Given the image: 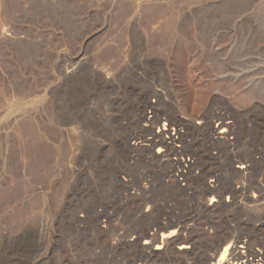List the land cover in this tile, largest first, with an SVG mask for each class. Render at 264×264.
<instances>
[{
  "label": "rangeland",
  "instance_id": "rangeland-1",
  "mask_svg": "<svg viewBox=\"0 0 264 264\" xmlns=\"http://www.w3.org/2000/svg\"><path fill=\"white\" fill-rule=\"evenodd\" d=\"M174 37L181 49L170 54ZM169 60L172 93L147 97L148 81L134 73L155 74L159 92ZM172 104L194 126L198 116L214 129L217 115L232 123V145L178 126L184 139L175 153L152 160L140 147L149 138L140 117L161 127ZM256 106L264 109V0H0V264H203L232 234L263 252V178L258 185L226 174L238 194L224 192L209 211L216 196H200L195 185L183 191L187 183L174 176L186 150L193 162L232 168L254 151L264 158L252 123L244 137L237 132ZM69 118L76 121L66 126ZM169 231L180 240L166 249L168 260L144 259L143 233ZM182 243L189 249L177 251Z\"/></svg>",
  "mask_w": 264,
  "mask_h": 264
},
{
  "label": "bare ground",
  "instance_id": "bare-ground-1",
  "mask_svg": "<svg viewBox=\"0 0 264 264\" xmlns=\"http://www.w3.org/2000/svg\"><path fill=\"white\" fill-rule=\"evenodd\" d=\"M233 32H231L230 34H231V37L233 38V40H235L237 35L235 32L234 33ZM206 34H208V32H206ZM216 34H212V35H209V37H207V39L210 40L211 45L215 42V37H217ZM199 35H201V34H199ZM205 35H202V36H205ZM138 36H140V35L138 34ZM170 37H171V35H170ZM169 40L170 41H169L168 47L170 50V54L171 53H178V51L181 49L180 42L175 37L171 38ZM208 53H210V52H208ZM213 53H214V51H213ZM210 55H213V54H210ZM215 57H217V56H215ZM212 58H214V57H212ZM214 61H213V64L215 63ZM216 61H217V59H216ZM171 62L172 61L169 60L168 63L165 65V67L161 68L159 71L160 72V78H161V80H160L161 81V85H160L161 90L159 92H157L156 89L154 88L155 87V79H156L155 74H153L149 70H142L141 74L140 73L139 74L134 73L133 79L140 80L139 77H143L142 80L148 81L149 88H151V91H150V93H148V95L146 93L147 97L152 96L154 98H160V96H165L167 94L172 93L173 89L171 90V86H172V85H170L171 77L169 75V72H170L171 66H172ZM76 74L77 73H75V72L73 73L74 76ZM63 77L65 79H67L69 77V75H67V73H65L63 75ZM90 79L97 81L98 84H101L100 78H98L94 72H92L90 74ZM76 91H77V83L74 84V88H73V94L74 95L76 94ZM77 99H76V97H71L70 99H68L66 102L67 106H70V107L75 106ZM170 106H171L170 107L171 111H173L172 115L168 117V119L166 120L165 123H162L163 125L161 127L158 125V122L160 121L159 118H157V117L155 118L154 116L152 118L151 117L146 118L144 115L141 114L142 115L140 117L141 122L146 127L149 128L147 130L149 138L147 140H144V143L143 144L141 143L140 147L146 151V154L151 155L152 160H153V158L155 160H160L162 158H165L166 156H169L170 153H175V151L173 149L174 143L177 140L181 142L184 139V134H181L177 129L178 126H184V127L191 128L193 132H196V134L197 133L199 134V132H200V134L202 133L204 138L207 140V143L210 142L211 145H213V146L217 145V144H221L225 147L232 145V143H230L228 141V136H233L236 134L234 132L235 130L233 128V125H231L232 123H229V122L225 123L224 119L222 117H218V115H217V119H216L217 120V126H215V129H214L211 126L210 120H208L207 118H204V116L203 117L198 116L196 118V124L194 126V122L190 123L187 120H181L178 118L179 111H180V106H178V104H172ZM256 107H258L257 110H255V109L254 110L253 109L248 110L246 112V114L243 115L244 117L238 121L239 127H238L237 132H239L238 134L240 137H244L249 130L248 129L249 127L247 125L249 123H252L254 125V128H255L254 129L255 132L253 130V137H254L253 140L262 142V140H264V136L261 135V132L263 130L260 127V126H262L260 124V122L263 121V123H264V109H262L261 106H256ZM70 114H71V116H74L73 118H77L76 112H72ZM74 121H76V119L69 118V122L65 123V125L66 126L72 125ZM156 124H157V127H156L157 130L154 132L152 127ZM196 125H197V127H196ZM68 130L72 131L71 129H68ZM216 131H218V132L216 133ZM238 134L236 136H238ZM202 135H201V137H202ZM250 135H252V134H250ZM249 140H251V139H249ZM246 141H247V139H246ZM131 146H133V150H134V148H137L139 146V144L134 142ZM131 146H130V148H131ZM154 149H156L155 152H154ZM144 150L142 152H144ZM190 150L193 152L195 150H196L195 152L199 151L197 149V147L195 150L189 149V151ZM186 151H184V153L187 156L186 161L183 160V162H181V163H179V161L177 163L176 162L174 163V166H176L178 168L177 171H174V172H176V174L174 176L176 177L177 181H182V182L187 183V188L184 190L183 189H180V190L185 191L189 188V185H195V187H197L198 189L201 190L200 196H203L205 198V196H208V195H215L217 199H215V197L209 198V206H211V208L208 209L209 211H214L217 208V206L215 204L217 202H220L224 192L229 191L230 195H233V196L236 193L238 194L239 188H236V187L234 188L233 187L234 185L232 186V183L234 182V180L232 179L231 181H233V182L231 183V181L230 182L228 181L229 179L228 180L224 179V177L227 176L226 174H228V176H229V173L230 174L232 173L231 175L234 174V175H236V177H238V179H241L243 181L244 180H250V179L251 180H257L258 179V182H257L258 185H259V179L260 178L264 179V158H257L254 156V153L256 155L260 154L258 151H254V153H249V155H247L248 159L246 158V160H236L235 159L236 165L234 168H232V165H231L232 163H228L225 166V164L218 163L214 159H209V158L204 159V157L203 158L200 157V159L198 158V160H197L198 162H193L191 159H189V156L192 153H189L188 151L187 152ZM195 152H194V154H195ZM202 153H204V152H202ZM128 157H130V154H128ZM199 167L201 168L199 173H197V174L194 173V170L196 168H199ZM203 167L207 170H204ZM216 172H218V175H214V174H216ZM207 178H209V182H206ZM208 183L214 184V185L212 186V185H209ZM216 184L220 185L219 189L216 188ZM164 185H163V187L165 188L164 189L165 192L167 191L169 193L170 192L174 193L176 191L178 192V190H179V187L176 186L178 184H176L173 188H171V187L169 188L167 186L165 187ZM203 201H204V199H203ZM252 202L254 204H256L258 201L253 200ZM136 220H137V218H136ZM152 221L155 222L154 220H152ZM149 222H150V220H149ZM142 223H143V221H142ZM151 224L153 225L155 223H145L144 224L145 228L148 229L149 225H151ZM171 226L172 225H166V226H162L160 228L161 229H167L168 227H171ZM143 228H144V226H143ZM143 235L144 236L146 235L147 238L143 242V244H142L143 246H142L141 250H143L144 253H146V255H147L146 257L144 256L145 257L144 259H148V260H152L151 258L153 256H155L156 259H159V260L166 262L168 260L167 256L165 255L166 249L168 247L173 246L174 244H176L180 240L179 236H176L175 231H169L166 234H161L160 239H158V237L155 234H148L147 235L146 233H143ZM247 238L246 237L243 238L239 234H232L230 237L218 239L214 244V252L212 254H210V256H209V258H207V260L203 261V264H208V263H211V264H256V263L264 264V253H263L264 251L263 252L260 250L254 251L252 242ZM226 242H228V243H226ZM151 245H154L153 251H156V252L152 253ZM150 249H151V251H149ZM188 249H189L188 245H186L184 243L179 244V246H177V251H186ZM212 261H214V262L212 263Z\"/></svg>",
  "mask_w": 264,
  "mask_h": 264
}]
</instances>
